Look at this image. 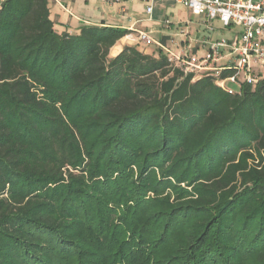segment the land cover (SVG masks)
Segmentation results:
<instances>
[{"label":"trees","instance_id":"trees-1","mask_svg":"<svg viewBox=\"0 0 264 264\" xmlns=\"http://www.w3.org/2000/svg\"><path fill=\"white\" fill-rule=\"evenodd\" d=\"M51 1L0 5V264H264V79L114 55Z\"/></svg>","mask_w":264,"mask_h":264},{"label":"built area","instance_id":"built-area-1","mask_svg":"<svg viewBox=\"0 0 264 264\" xmlns=\"http://www.w3.org/2000/svg\"><path fill=\"white\" fill-rule=\"evenodd\" d=\"M57 4L63 0H52ZM118 4L124 0H107ZM146 14L152 18L155 2L158 0H143ZM176 4L187 7L195 16L206 19V30H228L231 37L222 39H195L205 49L201 56L193 50L189 43L186 47L175 51L173 46L157 40L153 34L145 30L133 29L126 34V41L136 44L157 46L168 54L169 61L176 67H181L185 74H194L195 78L213 74L218 78L217 85L230 94L241 92L243 84L256 85L261 79L257 74L255 64L264 68V0H173ZM163 25L170 28L172 22L165 18ZM177 27H180L177 24ZM187 38L190 33L184 28L180 33ZM172 45H175L173 42ZM225 56H230L233 64L219 65ZM223 71L230 73L221 78ZM260 73V72H259Z\"/></svg>","mask_w":264,"mask_h":264},{"label":"crops","instance_id":"crops-1","mask_svg":"<svg viewBox=\"0 0 264 264\" xmlns=\"http://www.w3.org/2000/svg\"><path fill=\"white\" fill-rule=\"evenodd\" d=\"M179 5L184 7L187 12L178 17L176 24L179 26L186 24L189 28V23L193 19L196 23V37H200L199 29L200 27L206 29V19L195 16L187 7L182 4ZM50 8L51 19L55 22V29L59 34L64 32L74 35L79 34L81 28L89 24L120 27L129 31L133 29L145 30L151 32L160 42L173 46L172 48L175 51L186 47L189 39H191V35L183 38L180 34H177L176 30L170 31L164 28V20L159 18L158 13L156 14V8L154 9L152 18L149 19L143 0H124L118 4H112L107 0H63L62 5L51 1ZM207 37L210 36L208 35ZM202 39H205V37L199 38V40ZM173 42L175 45H172ZM127 44L136 45L130 42ZM124 45H126L125 37L113 48V50H117L115 55L119 54ZM137 46L147 54L156 53V47L154 45L150 46L147 50L143 49L140 45ZM193 50L199 56L205 53V49L200 42L193 45ZM230 59V56H225L219 65L233 64L234 61Z\"/></svg>","mask_w":264,"mask_h":264},{"label":"rangeland","instance_id":"rangeland-1","mask_svg":"<svg viewBox=\"0 0 264 264\" xmlns=\"http://www.w3.org/2000/svg\"><path fill=\"white\" fill-rule=\"evenodd\" d=\"M1 1L2 0H0V5H1ZM154 5L156 8V14L157 13L159 14L160 19L164 20L165 18H168L172 22V25L170 28H166L165 26H163V27L170 30V31L176 30L177 34L180 33L182 28H184L191 35L190 43L192 45L195 43L196 38L201 39V38L205 37V39H206L208 35L210 36L211 39H222V37H226V38L231 37V32H229L228 30L217 29L213 32H210V31L206 30L204 27H200V29H199L200 30L199 31L200 37H196L197 36L195 34L196 23L192 18H191L192 20L189 23V28L186 26V24H183L180 27H177L176 23H177L178 17L182 16L184 13L187 12V10L184 7L180 6L179 4H175L172 0L156 1ZM180 36H181V34H180ZM127 43H128V41H126V44ZM140 46L145 50H147L150 47V46L146 47L144 45H140ZM155 47H156V50H158L157 49L158 47L157 46H155ZM116 51H117L116 49L113 50L114 55H115V53H117ZM255 70H256L257 74H261V77L264 79V68L261 66V64H255Z\"/></svg>","mask_w":264,"mask_h":264}]
</instances>
